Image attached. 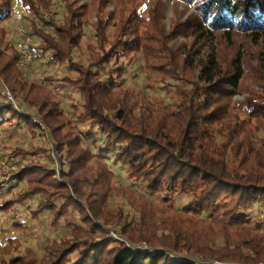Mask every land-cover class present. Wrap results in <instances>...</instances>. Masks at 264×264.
<instances>
[{"label": "trees", "instance_id": "16d2710c", "mask_svg": "<svg viewBox=\"0 0 264 264\" xmlns=\"http://www.w3.org/2000/svg\"><path fill=\"white\" fill-rule=\"evenodd\" d=\"M183 1L193 13L167 30V0H119L113 11H106L111 0L90 6L47 0L62 3L63 17L32 27L38 41L33 52L47 57L49 66L68 65L73 75H45L41 84L19 69L18 50L3 28L14 17V0H0V78L13 97L34 109L19 112L6 98L0 128L17 121L41 137L40 122L50 148L37 150L53 163L30 161L37 150L17 147L14 179L28 189L2 202L0 211L36 199L34 219L49 213L54 226L67 220L59 238L28 261L15 255L20 240L8 238L0 245L2 264H264V0ZM19 3L34 15L43 7L41 0ZM85 27L92 28L94 42L87 48L89 62L80 63L73 51ZM191 33L217 40L200 62L172 44ZM239 38L249 51L263 48L252 56L239 53ZM138 53L162 83L176 82L172 110L118 82L126 66L113 69V62ZM54 82L80 96L69 114L46 86ZM74 119L87 123V131ZM109 157L138 189L116 183ZM118 198L132 211H111V200Z\"/></svg>", "mask_w": 264, "mask_h": 264}, {"label": "rangeland", "instance_id": "374dc122", "mask_svg": "<svg viewBox=\"0 0 264 264\" xmlns=\"http://www.w3.org/2000/svg\"><path fill=\"white\" fill-rule=\"evenodd\" d=\"M43 7L40 10V14L34 15L28 11L23 10L19 0H14V17L11 22L5 23L3 28L6 30L7 39L13 44L24 34H32V27L41 21V15L43 12H54V16L48 20H60L63 17L64 7L61 2H54L52 4L47 3V0H41ZM68 3L79 2L80 6L92 5L93 0H66ZM119 0H111V4L108 6L106 11H113L115 9L116 3ZM127 1V0H125ZM193 13V8L191 5L187 4L183 0H167V8L165 12V25L167 30H171L173 25L178 22H186L188 18ZM44 22V27L47 20H42ZM43 27V28H44ZM38 28V26H37ZM39 29V28H38ZM42 29V28H41ZM197 34H189L188 36L177 37L172 44H177L181 46L182 52L187 55L191 54L190 58L197 60L206 59V55L210 54L213 49H216L217 40L212 37L209 38H197ZM35 39V37H34ZM94 42V32L92 28H84V37L79 48L73 51L74 59L80 63H88L90 53L88 52V45ZM35 45L38 44L37 39L34 40ZM245 41L242 38L237 40V48L239 53L252 56L253 52L259 50L263 47L257 48L256 50H247ZM16 46V45H15ZM186 48V49H185ZM48 58H36L34 65L28 70L24 71L19 67L26 75L29 76L31 80L38 83L44 81L45 75H52L54 79H63L67 75H73L69 70L68 65H56L49 66L46 64ZM144 59L141 54L132 55L130 60L128 56L121 55L119 61L113 62V69L119 68L122 64L126 66V70L118 82L131 90L134 91H145L153 96L156 106L159 108H164L165 111L172 110V105L174 101L177 100L175 85L176 82L173 80H168L162 83L163 78L159 73L148 71L144 64ZM19 66V65H18ZM49 89L53 90L57 98L62 102L67 114L71 110V104L80 103V96L76 90H72L66 85H61L60 83H50L46 85ZM7 89L6 85L0 78V102H9L4 95V91ZM8 90V89H7ZM10 92V91H9ZM13 96V94H12ZM16 105L15 108L19 112L33 113L34 109L30 106L22 105L19 98H15ZM235 99H243V96H235ZM88 122V121H86ZM75 125H79L83 132L87 131V123H77L73 120ZM42 126L41 137H33L26 130V127L19 124L17 121L13 123L4 124L0 130V183L6 182L7 185L0 188V204L2 202L10 201L13 197H18L25 193L28 189L26 182L17 181L14 176L18 174L19 168L17 162L19 159L13 158L14 150L23 146L25 149H33L36 151L38 148L49 149V132L40 122ZM13 128V129H12ZM97 129L94 130V132ZM89 144V143H88ZM102 144V141L100 142ZM96 152V150H94ZM47 153H41L39 150L36 151L35 155H31L29 160L38 161L42 164H48L53 166V163L47 157ZM110 168L116 174V183L125 187L137 188V183L130 179L127 175L126 169L121 168L119 165L113 163L112 158H108L107 161ZM58 168V173H60V166L56 164ZM57 178L60 179L59 174ZM134 182L135 185L132 186ZM9 187V189H7ZM138 189V188H137ZM141 191H145L142 187ZM152 201L160 203V199L156 197H151ZM185 199V196H181L176 199V205L178 208L181 207V202ZM37 200L27 201L25 203L16 204L15 207L10 211H0V245L7 244L8 238H17L21 242L20 252L15 253V255L23 256L25 261H28L34 257H39L44 253V247L48 242L53 239L59 238L61 234L62 226L67 222L66 218L62 219L60 225L54 226L52 224V218L49 213H44L39 219H34L32 212L36 209ZM122 206L126 212H131L132 208L128 204L127 200L124 198H118L111 200L109 208L111 211H117V207ZM257 219V218H256ZM22 223L24 229H19L16 224ZM264 223V222H263ZM26 227V228H25ZM264 231V224L262 227ZM111 237L117 239L118 234L112 230ZM12 257V256H11ZM11 257H5L6 261H10ZM2 256L0 255V264ZM202 264H214L210 262H202Z\"/></svg>", "mask_w": 264, "mask_h": 264}, {"label": "built area", "instance_id": "2783aa9c", "mask_svg": "<svg viewBox=\"0 0 264 264\" xmlns=\"http://www.w3.org/2000/svg\"><path fill=\"white\" fill-rule=\"evenodd\" d=\"M54 16V12H43L41 15V21L37 24L38 28L41 29L44 27V22L42 20H48ZM34 36L29 34L22 33V36L15 42L16 48L19 53L18 65L24 71L31 68L36 60L35 53L33 52L32 45L34 43ZM4 95L7 99L16 105V101L9 90L5 89Z\"/></svg>", "mask_w": 264, "mask_h": 264}, {"label": "crops", "instance_id": "0c3cea01", "mask_svg": "<svg viewBox=\"0 0 264 264\" xmlns=\"http://www.w3.org/2000/svg\"><path fill=\"white\" fill-rule=\"evenodd\" d=\"M13 129V128H12Z\"/></svg>", "mask_w": 264, "mask_h": 264}]
</instances>
